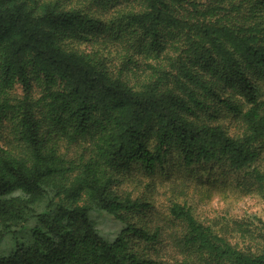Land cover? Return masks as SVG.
Instances as JSON below:
<instances>
[{"label": "trees", "instance_id": "1", "mask_svg": "<svg viewBox=\"0 0 264 264\" xmlns=\"http://www.w3.org/2000/svg\"><path fill=\"white\" fill-rule=\"evenodd\" d=\"M260 83L264 0H0V264H264V223L150 228L116 178L176 156L264 195Z\"/></svg>", "mask_w": 264, "mask_h": 264}, {"label": "rangeland", "instance_id": "2", "mask_svg": "<svg viewBox=\"0 0 264 264\" xmlns=\"http://www.w3.org/2000/svg\"><path fill=\"white\" fill-rule=\"evenodd\" d=\"M260 84L259 89L264 98V84ZM228 118L230 117H227L225 121L228 122ZM236 128L237 126L233 125L231 131ZM176 160L177 157L174 156L165 168V171H169L170 174L168 180L163 178L160 171H157L154 176H147L136 165L132 166L128 172L123 170L116 176L120 180L117 186L119 192L127 193L133 199L137 198L140 202L147 203V227L158 226L164 231H169L167 230L168 207L171 202L187 205L197 220L205 225L213 226L216 230L224 225L232 227L234 222L254 225L264 223V195L260 194L256 188H252L249 182H244L246 179L244 176L237 175L227 179L223 174L218 179L222 172L220 169H213L210 175L203 171L188 173V171L173 168ZM208 180L210 183L207 182ZM96 222L101 231L110 235L121 229V226L114 224L106 216L96 218ZM33 225L34 223L31 222L28 226ZM249 227L253 230V226ZM169 233L166 232L164 238ZM230 235L232 238L237 237L234 234ZM8 248L9 245L6 242L0 243V255L9 252ZM138 249L141 250V247ZM170 252L160 251V255H163L160 260H171L173 253ZM148 253V257L150 255L152 258L156 257L153 250H148Z\"/></svg>", "mask_w": 264, "mask_h": 264}]
</instances>
